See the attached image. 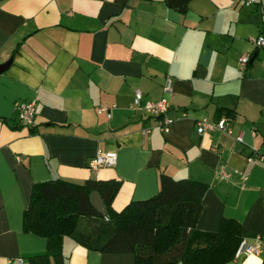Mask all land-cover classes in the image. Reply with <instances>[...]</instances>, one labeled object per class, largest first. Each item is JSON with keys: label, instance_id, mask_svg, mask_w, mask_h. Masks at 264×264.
<instances>
[{"label": "crops", "instance_id": "0c3cea01", "mask_svg": "<svg viewBox=\"0 0 264 264\" xmlns=\"http://www.w3.org/2000/svg\"><path fill=\"white\" fill-rule=\"evenodd\" d=\"M258 34L264 0H186L184 10L169 0H0V63L11 58L0 72V264H30L29 256L48 250L46 237L22 229V215L32 183L53 177L119 178L115 209L156 193L161 172L200 180L207 188L198 228L216 230L230 216L250 240L264 235ZM165 75L171 91L163 90ZM134 87L143 99L167 98L174 118L167 132L159 116L132 107ZM33 97L26 125L14 106ZM202 117L226 118L231 132L198 133ZM98 149L116 150V163L91 168ZM62 254L64 264H134L130 251L89 249L68 235ZM242 257L224 264L261 262Z\"/></svg>", "mask_w": 264, "mask_h": 264}, {"label": "trees", "instance_id": "16d2710c", "mask_svg": "<svg viewBox=\"0 0 264 264\" xmlns=\"http://www.w3.org/2000/svg\"><path fill=\"white\" fill-rule=\"evenodd\" d=\"M120 182L116 177L34 181L22 229L46 237L48 250L29 256L30 264H48L50 254L54 264H64L65 235L89 249L130 251L134 264H224L235 258L240 240L253 235L230 216H223L216 230L197 227L207 188L203 181L161 172L156 193L115 209L111 202ZM92 190L102 196L106 215L92 205ZM260 264H264V252Z\"/></svg>", "mask_w": 264, "mask_h": 264}, {"label": "built area", "instance_id": "2783aa9c", "mask_svg": "<svg viewBox=\"0 0 264 264\" xmlns=\"http://www.w3.org/2000/svg\"><path fill=\"white\" fill-rule=\"evenodd\" d=\"M257 0H242L245 5L254 4ZM254 44L256 46L264 45V34H258L254 38ZM249 56L243 54L239 57V63L243 67L248 62ZM163 90H172V78L170 75H165L163 81ZM144 92L140 87H134L132 96V107L142 109L146 111L149 115L159 116L160 128L162 131L167 132L170 129V125L174 118L167 114L168 110V100L166 97L162 96L156 99H143ZM36 102L37 98L33 97L27 100H21L15 103L14 109L17 113V117L20 122L26 125H32L34 121V115L36 112ZM98 111H105L108 116H110V109L106 105L98 107ZM220 130L224 132H231L230 127L227 124L226 118L220 117L217 120H208L202 117L196 121V131L198 133H203L206 131ZM144 131H147L145 129ZM237 139L241 140V135L236 136ZM19 159V157H18ZM251 159V157H250ZM117 160V152L114 149H98L96 153L90 158L88 164L91 168H98L103 165H113ZM219 177H227V172L224 168L219 169ZM264 252V235L256 234L250 240L247 236H244L234 253V257L237 259L239 257L248 254L260 255Z\"/></svg>", "mask_w": 264, "mask_h": 264}, {"label": "water", "instance_id": "95a60500", "mask_svg": "<svg viewBox=\"0 0 264 264\" xmlns=\"http://www.w3.org/2000/svg\"><path fill=\"white\" fill-rule=\"evenodd\" d=\"M172 3H175L178 8L181 10L185 9V2L186 0H169ZM11 61V58L7 61L0 63V72L6 68L8 63ZM89 199L92 203V205L95 207V209L102 215H106L107 209L106 205L104 203V200L100 193L97 190H92L89 194Z\"/></svg>", "mask_w": 264, "mask_h": 264}, {"label": "rangeland", "instance_id": "374dc122", "mask_svg": "<svg viewBox=\"0 0 264 264\" xmlns=\"http://www.w3.org/2000/svg\"><path fill=\"white\" fill-rule=\"evenodd\" d=\"M242 258H243V257H241L239 260H237V263H239L240 261H242ZM259 259H262V254L259 255ZM234 264H236V262H235Z\"/></svg>", "mask_w": 264, "mask_h": 264}]
</instances>
